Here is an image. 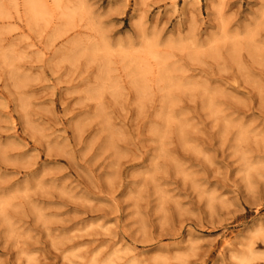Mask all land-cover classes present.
<instances>
[{"label": "rangeland", "instance_id": "374dc122", "mask_svg": "<svg viewBox=\"0 0 264 264\" xmlns=\"http://www.w3.org/2000/svg\"><path fill=\"white\" fill-rule=\"evenodd\" d=\"M0 264H264V0H0Z\"/></svg>", "mask_w": 264, "mask_h": 264}]
</instances>
